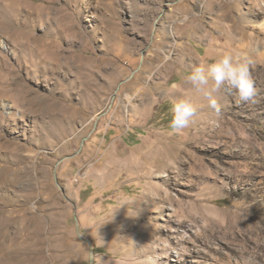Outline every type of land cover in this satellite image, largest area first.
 I'll return each instance as SVG.
<instances>
[{
    "label": "rangeland",
    "instance_id": "374dc122",
    "mask_svg": "<svg viewBox=\"0 0 264 264\" xmlns=\"http://www.w3.org/2000/svg\"><path fill=\"white\" fill-rule=\"evenodd\" d=\"M226 53L253 100L171 129ZM0 264H264V0H0Z\"/></svg>",
    "mask_w": 264,
    "mask_h": 264
},
{
    "label": "clouds",
    "instance_id": "9594fccd",
    "mask_svg": "<svg viewBox=\"0 0 264 264\" xmlns=\"http://www.w3.org/2000/svg\"><path fill=\"white\" fill-rule=\"evenodd\" d=\"M251 64L252 60L247 56L236 58L226 53L212 63L195 67L186 77L192 94L172 102L170 128L180 132L190 124L198 111L194 100L197 96L207 99L219 112L220 104L215 94L224 87L235 91L238 103L252 101L256 90L251 78Z\"/></svg>",
    "mask_w": 264,
    "mask_h": 264
},
{
    "label": "bare ground",
    "instance_id": "6f19581e",
    "mask_svg": "<svg viewBox=\"0 0 264 264\" xmlns=\"http://www.w3.org/2000/svg\"><path fill=\"white\" fill-rule=\"evenodd\" d=\"M228 5H226L225 3H223V5H222V8H224V14H230V12L228 11ZM228 16H230V15H228ZM235 26V25H234ZM237 27V26H236ZM235 27V28H236ZM232 30V29H231ZM241 31V30H240ZM248 31V30H247ZM230 33V32H229ZM232 33V32H231ZM244 34H243V37L241 38V43L243 44V46L242 47H244V48H242V49H244L245 51H251V49H252V47H251V45L253 44V40H254V38L251 36V35H249L248 33H246L245 31L243 32ZM232 35V34H231ZM230 38V37H229ZM231 38H233V37H231ZM246 42V43H245ZM47 44H49V43H47ZM45 45L44 43H40L39 44V46H38V53L39 54H41L45 49L46 50H49L50 48H48V45ZM230 47V46H229ZM241 47V46H240ZM240 47H238V48H240ZM41 50V51H40ZM35 51V50H34ZM33 53V52H32ZM35 53V52H34ZM38 54V55H39ZM43 54V53H42ZM33 55V54H32ZM36 55V54H35ZM48 56V55H47ZM35 58H36V56H35ZM41 59V58H40ZM44 59V58H43ZM46 61V60H45ZM14 89V88H13ZM20 90H22V92L25 90L24 89V86H22V87H20ZM25 92V91H24ZM26 97V99L28 98L25 94H24V98Z\"/></svg>",
    "mask_w": 264,
    "mask_h": 264
},
{
    "label": "water",
    "instance_id": "95a60500",
    "mask_svg": "<svg viewBox=\"0 0 264 264\" xmlns=\"http://www.w3.org/2000/svg\"><path fill=\"white\" fill-rule=\"evenodd\" d=\"M84 239H85L86 241H88V242H91L89 239H87V238H85V237H84ZM93 248H94V246L92 245V253L94 252V251H93ZM91 263H93V257H92Z\"/></svg>",
    "mask_w": 264,
    "mask_h": 264
}]
</instances>
